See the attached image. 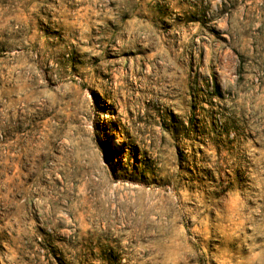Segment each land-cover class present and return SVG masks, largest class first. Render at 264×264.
Wrapping results in <instances>:
<instances>
[{
	"label": "rangeland",
	"instance_id": "obj_1",
	"mask_svg": "<svg viewBox=\"0 0 264 264\" xmlns=\"http://www.w3.org/2000/svg\"><path fill=\"white\" fill-rule=\"evenodd\" d=\"M0 264H264V0H0Z\"/></svg>",
	"mask_w": 264,
	"mask_h": 264
}]
</instances>
